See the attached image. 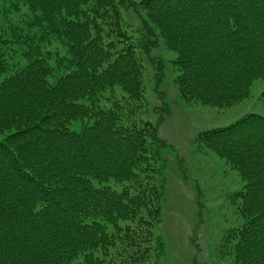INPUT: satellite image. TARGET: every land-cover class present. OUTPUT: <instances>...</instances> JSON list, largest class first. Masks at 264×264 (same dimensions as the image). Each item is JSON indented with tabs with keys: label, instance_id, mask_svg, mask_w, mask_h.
Here are the masks:
<instances>
[{
	"label": "trees",
	"instance_id": "trees-1",
	"mask_svg": "<svg viewBox=\"0 0 264 264\" xmlns=\"http://www.w3.org/2000/svg\"><path fill=\"white\" fill-rule=\"evenodd\" d=\"M11 4L28 12L17 22L1 12L0 264H151L166 143L150 118L145 61L162 96L158 121L165 68L186 101L239 102L264 78V0ZM161 45L173 56H152ZM194 140L243 181L217 250L231 264H264V116Z\"/></svg>",
	"mask_w": 264,
	"mask_h": 264
},
{
	"label": "rangeland",
	"instance_id": "rangeland-1",
	"mask_svg": "<svg viewBox=\"0 0 264 264\" xmlns=\"http://www.w3.org/2000/svg\"><path fill=\"white\" fill-rule=\"evenodd\" d=\"M11 1L14 0L0 1V13L7 9L8 17L17 22L21 14L28 12L27 6L20 4L16 11ZM123 15L136 24L131 10L123 11ZM3 21L2 14L0 23ZM152 56L170 58L173 53L161 45L153 49ZM145 62L148 81L145 95L150 100V118L154 123L158 122V133L166 143L161 152L158 176L163 188V202L160 222L155 227L162 246L157 248L155 245L149 263L231 264L223 252L224 246L220 245L219 251L217 243L220 236L222 244L228 229L237 222L235 202L231 201L230 194L240 190L243 181L218 155L196 147L194 138L199 132L228 126L248 113L264 116L261 98L264 78L254 79L248 96L239 102L218 107L183 99L172 82L176 72L165 68L159 89L165 107L167 104L169 109L158 121L162 96H157L155 91L154 67Z\"/></svg>",
	"mask_w": 264,
	"mask_h": 264
}]
</instances>
